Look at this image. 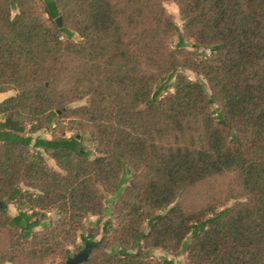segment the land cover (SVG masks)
I'll return each mask as SVG.
<instances>
[{
	"label": "trees",
	"instance_id": "16d2710c",
	"mask_svg": "<svg viewBox=\"0 0 264 264\" xmlns=\"http://www.w3.org/2000/svg\"><path fill=\"white\" fill-rule=\"evenodd\" d=\"M162 1L0 0V264H264V0Z\"/></svg>",
	"mask_w": 264,
	"mask_h": 264
},
{
	"label": "rangeland",
	"instance_id": "374dc122",
	"mask_svg": "<svg viewBox=\"0 0 264 264\" xmlns=\"http://www.w3.org/2000/svg\"><path fill=\"white\" fill-rule=\"evenodd\" d=\"M162 4H163L164 8L166 9V11L171 15L172 20L177 24L180 31H182L183 22L180 18V14L178 11L177 4L175 3V0H163ZM14 13L15 12H13L12 14H14ZM73 40L78 41L79 38L77 36H75L73 38ZM166 42H167V46L169 48H174L176 43L178 42V36L173 35L168 40H166ZM186 42H188V40H186ZM185 49L188 51L193 50V48L191 46H187ZM204 53L208 54L209 51L204 50ZM180 72L182 74H184L185 76H187L190 80H193V81L197 80V81H201V82L205 83V80L203 79V77L200 74H198L197 72H194V71L189 70V69H181ZM13 94H14L13 91L0 93V101L3 100L4 98H7V97L13 95ZM83 103L84 102H76L73 104V106L80 105ZM38 134L40 136H43L46 138L50 137V134L46 131H40ZM70 134L71 133L69 132L66 135H70ZM46 160H47V163L50 167H52L55 170H58L55 162L52 159H50L49 157L46 156ZM21 187L23 189H29L30 188L26 184H21ZM123 187H124V184L121 185L120 187H118V189L114 195L117 196L121 192ZM232 190H234V176L232 174H224V175L218 176L214 179H211L209 181L201 182V183L197 184L195 187L186 191L180 197L179 202L183 205L185 210L188 212L199 210V209L205 208L207 206H216V207H218V209H221L222 207L232 205L233 202L235 201L230 195V192ZM114 200H115V198L112 196V198L110 199V202H112V204H113ZM108 204H110V203H107L106 208L103 211L99 226H101L102 223L106 219H112L113 220V215H111V213H110V207ZM9 209H10L12 214L16 213V210H15L13 204L9 205ZM56 218H57V216H56L55 212H50L47 215V220L50 223L54 222L56 220ZM89 219L94 221V220H96V217L90 216ZM99 239H100V235H98L96 237V240H99ZM77 242L79 244L81 243V241L79 239ZM84 247L85 246L82 245L81 248L74 250L73 256L80 253L84 249ZM152 255L156 259H159V258L170 259L174 262V264H187L186 254L184 252H182L181 254H173L170 251H166V250H162V249H154V250H152ZM7 264H10V263H7Z\"/></svg>",
	"mask_w": 264,
	"mask_h": 264
},
{
	"label": "water",
	"instance_id": "95a60500",
	"mask_svg": "<svg viewBox=\"0 0 264 264\" xmlns=\"http://www.w3.org/2000/svg\"><path fill=\"white\" fill-rule=\"evenodd\" d=\"M57 21L59 22V19H57ZM88 254H89L88 246L86 245L80 253L69 258L66 264H81L87 260Z\"/></svg>",
	"mask_w": 264,
	"mask_h": 264
}]
</instances>
